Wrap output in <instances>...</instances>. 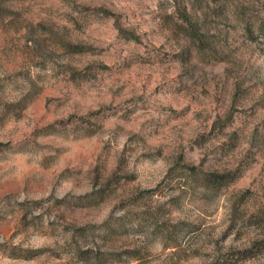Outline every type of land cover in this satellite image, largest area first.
<instances>
[{"label": "clouds", "instance_id": "9594fccd", "mask_svg": "<svg viewBox=\"0 0 264 264\" xmlns=\"http://www.w3.org/2000/svg\"><path fill=\"white\" fill-rule=\"evenodd\" d=\"M0 264H264V0H0Z\"/></svg>", "mask_w": 264, "mask_h": 264}]
</instances>
